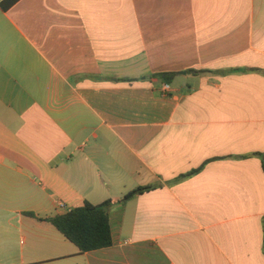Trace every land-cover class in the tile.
Segmentation results:
<instances>
[{"label":"crops","instance_id":"1","mask_svg":"<svg viewBox=\"0 0 264 264\" xmlns=\"http://www.w3.org/2000/svg\"><path fill=\"white\" fill-rule=\"evenodd\" d=\"M3 1L0 264H264V0Z\"/></svg>","mask_w":264,"mask_h":264},{"label":"trees","instance_id":"2","mask_svg":"<svg viewBox=\"0 0 264 264\" xmlns=\"http://www.w3.org/2000/svg\"><path fill=\"white\" fill-rule=\"evenodd\" d=\"M19 0H4L2 7L9 9ZM193 73H202L193 71ZM175 73L154 74L151 77L158 78L165 84H170ZM127 81H133L127 79ZM263 161L264 155L260 156ZM153 187H140L124 196L117 203H126L133 197L139 194L153 190ZM114 205L112 200H107L102 204L94 205L86 202L84 206L72 209L66 214L56 215L46 221L54 225L64 237L75 244L82 253L94 250H100L112 246V231L110 226L109 212ZM31 217H36L34 214H29Z\"/></svg>","mask_w":264,"mask_h":264},{"label":"built area","instance_id":"3","mask_svg":"<svg viewBox=\"0 0 264 264\" xmlns=\"http://www.w3.org/2000/svg\"><path fill=\"white\" fill-rule=\"evenodd\" d=\"M170 92V85L169 84H165L163 86V89H162V94L163 96H167V94Z\"/></svg>","mask_w":264,"mask_h":264}]
</instances>
